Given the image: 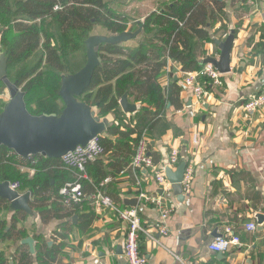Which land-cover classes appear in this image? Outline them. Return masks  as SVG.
Wrapping results in <instances>:
<instances>
[{"label":"crops","instance_id":"crops-1","mask_svg":"<svg viewBox=\"0 0 264 264\" xmlns=\"http://www.w3.org/2000/svg\"><path fill=\"white\" fill-rule=\"evenodd\" d=\"M106 1L111 8L129 17L128 28L113 34L103 27L95 32L100 26L95 25L90 37H116L114 43L135 47L146 35L142 26L145 16L167 0H151L152 5L146 9L140 7L143 2H135L138 0ZM219 1L222 3L219 7L211 4L214 19L212 24H206L208 38L194 37L190 51L198 67L203 66L205 57L219 56L216 41H223L234 33L230 71L223 73L222 85L213 86L210 97L201 103L194 100L188 88L181 86V108L176 110L167 103L158 119L138 134L145 135L148 153L155 161V169L163 172L165 184L159 185L148 169L116 172L108 168L111 176L105 184L114 191L113 200L121 207H136L147 231L148 235L140 243L147 264H264V109L249 116L242 108L244 99L258 93L264 84V0ZM97 45L96 42L95 49ZM94 58H98L97 51ZM89 63L87 46L70 54L65 62L67 70L61 76L62 109L55 115H62L67 93L84 110L86 121L79 127L87 135H101L118 116L129 122L134 113H124L119 108L116 113L101 115L97 107L85 106L75 98V91L85 82V77H76ZM167 64L161 82L164 85L169 80L181 83L184 71L171 60ZM194 134L198 136L197 143L192 141ZM49 148L55 152L63 149L60 140ZM173 148L178 150L180 162L190 163L192 169L190 192L183 195L173 193L166 175L168 170L171 175L179 174V164L172 167L168 162ZM141 192L160 196L173 207L165 221L166 235L159 233L162 224L159 211L139 200ZM26 194H29L28 201L33 194L29 189ZM21 206H27V202ZM90 210L96 216L86 229L74 226L77 214L43 223L35 210L29 211L28 217L33 218L36 228L30 232L34 247L40 234L48 246L54 242L59 245L57 258L49 264H125L124 225L113 212L98 210L85 199L78 211ZM73 217L76 218L73 220ZM249 221L256 224L254 231L245 230ZM52 233L58 234L53 236L55 241ZM231 233L239 235L241 246H232L225 253L208 250L207 244L216 234ZM6 242L9 243L4 250L11 260L17 244Z\"/></svg>","mask_w":264,"mask_h":264},{"label":"trees","instance_id":"trees-1","mask_svg":"<svg viewBox=\"0 0 264 264\" xmlns=\"http://www.w3.org/2000/svg\"><path fill=\"white\" fill-rule=\"evenodd\" d=\"M211 4L222 5L219 0L164 1L143 19L146 35L137 46L99 43L100 62L76 98L106 115L119 110L120 97L126 93L138 105V110L129 122L118 116V120L106 128L105 134L99 135L103 151L88 163L86 179H77L74 172L62 165L60 157L37 153L23 157L1 145L0 182L18 181L20 188L29 189L33 195L28 200V208L35 210L43 223L77 214L74 226L86 229L96 215L91 210L79 212L80 204L98 188L105 189L112 199L115 195L109 185L103 183L111 176L108 168L116 172L129 169L138 134L158 119L167 103L176 110L181 108V83L169 80L164 85L160 78L168 67V60L184 72L201 69L190 46L194 37L208 38L206 24H212L214 19ZM0 18L6 74L21 88L25 107L32 115L55 114L62 109L59 89L61 76L67 70L62 52L71 54L82 50L95 25L118 34L126 31L129 21L127 15L111 8L106 0H0ZM52 23L60 32L62 50L51 34ZM17 63L25 66L13 79L8 76L10 66ZM0 85L5 88L2 80ZM37 93L39 96L34 98ZM4 105L0 103V112ZM20 167H24L23 170ZM75 179L81 183L84 199L66 205L60 188ZM1 212L9 215L8 220L0 217V244L6 241L17 244L11 257L12 264H33L34 261L49 264L57 258L59 245L54 242L48 246L41 234L36 236L34 253L27 244L21 243L27 236L21 225L29 215L28 210H10L9 201L0 197ZM55 234L58 235L51 234L52 239ZM0 264H10L4 249L0 250Z\"/></svg>","mask_w":264,"mask_h":264},{"label":"built area","instance_id":"built-area-1","mask_svg":"<svg viewBox=\"0 0 264 264\" xmlns=\"http://www.w3.org/2000/svg\"><path fill=\"white\" fill-rule=\"evenodd\" d=\"M203 1V0H198ZM222 75L212 64L205 63L200 70L184 72L181 85L188 88L194 100L198 103L204 102L211 95L213 86L219 87L222 85ZM243 111L249 115H255L258 110L264 109V84L258 93L244 99L242 104ZM193 143H197V134L193 135ZM148 141L142 133L137 136V141L134 146L133 155L130 161L129 168L135 172L137 169H148L151 171L155 181L159 185L165 184V176L161 170L155 169L153 160L147 150ZM102 147L99 144V135L89 139L85 144L76 145L73 149L66 151L61 157L62 165L75 173L77 179L87 178V165L90 161L102 154ZM169 164L175 167L180 163L178 150L173 148L169 155ZM191 167L190 163H186L183 179L181 181L183 193H189L191 188ZM107 179L103 181L105 183ZM11 190L19 192L20 183L18 181H7ZM102 185V183H101ZM64 198L66 205L70 203H80L84 199V194L81 191V183L79 180L68 182L60 188L59 192ZM139 200H143L153 205L160 215L162 224L159 226V233L166 235L168 228L165 221L169 218L173 211V207L162 201L160 196L148 193H139ZM88 200L92 206L98 210L107 209L113 212L117 219L124 225L125 237L122 245L123 259L125 264H147L145 255L141 252L140 243L142 237L147 234V231L142 225L138 209L136 207H121L110 195L102 188H98L93 194L88 196ZM256 224L249 221L245 224L246 231H254ZM148 235V234H147ZM241 239L236 234L216 235L208 244V250L214 253H225L232 246H241Z\"/></svg>","mask_w":264,"mask_h":264},{"label":"water","instance_id":"water-1","mask_svg":"<svg viewBox=\"0 0 264 264\" xmlns=\"http://www.w3.org/2000/svg\"><path fill=\"white\" fill-rule=\"evenodd\" d=\"M95 38L88 37V39L85 41L90 63L76 77V79L85 77V82L75 91V98L76 95H78L84 86L89 82L91 72L95 65L100 62L99 56L97 59L94 58V53L97 51L99 43L102 41L113 42L116 40L115 38H100V40ZM233 41V32H231L223 41H216V44L220 50L219 56L217 58L213 56H207L202 60V62L212 64L222 74L229 72ZM96 42L98 45L95 49L94 44ZM6 72L7 63L5 54L0 53V80H2L4 83L10 98V102L6 103L3 107V110L0 112V146L5 145L23 157L36 153L43 156L61 157L66 151L73 149L76 145H83L89 139L98 135L97 133L87 135L84 133V130L79 127L81 122L86 121L84 110L80 109L73 103L65 89V107L63 108L64 110L62 115H32L29 113L24 104L21 88L16 84V82H12L8 79ZM60 89L59 96H61ZM80 103L88 106L81 101ZM119 104L124 113L132 114L137 111V104L131 102L128 99L126 93L120 97ZM56 140H60L61 142L63 149L60 152L52 151L49 148ZM178 166L179 174L176 176L171 175L168 170L166 175L169 181L172 183L173 193L175 195H183L181 181L183 179L186 163L180 162ZM28 195L29 194L20 195L17 192L11 190L7 181L0 182V197L5 198L12 203H21L17 208L30 211L27 201ZM26 202L27 206H21ZM17 208L15 207V209ZM75 218L76 217H73V220ZM21 243L27 244L29 246L30 252L34 253L35 247L32 236L25 237L21 240Z\"/></svg>","mask_w":264,"mask_h":264},{"label":"rangeland","instance_id":"rangeland-1","mask_svg":"<svg viewBox=\"0 0 264 264\" xmlns=\"http://www.w3.org/2000/svg\"><path fill=\"white\" fill-rule=\"evenodd\" d=\"M136 3H140V2H143L141 5L143 6H140L142 9H146L147 7H150L152 4H151V0H138V1H135ZM143 11V10H142ZM140 12V11H139ZM2 19L0 18V28L2 27ZM102 29L101 26H97L96 29H95V32H98L99 30ZM51 34L53 36V38L55 39V43L57 45V47L62 50V45H61V42H60V32L57 28V26L52 23V27H51ZM97 34V33H95ZM90 35H92V31L90 32ZM90 37V36H89ZM116 38V37H114ZM97 40H100V38H95ZM80 52V50H79ZM0 53H2V50H1V35H0ZM74 53V52H73ZM62 55H63V60L64 62L67 61V59L70 58V54H63L62 52ZM72 59H76V58H72ZM25 65L23 63H17L15 65H11L10 66V75H8L9 77L11 76L13 79L15 76H17V74L19 73V71L24 67ZM0 103H9L10 102V98L8 97V92L6 91V88L2 87L0 85ZM40 93H37L36 96H34V98L38 97ZM60 101H59V105H60ZM62 105V104H61ZM2 108V107H1ZM0 108V110H1ZM3 110V109H2ZM24 167H20V170H23ZM33 170L30 171V174H32ZM23 186V185H22ZM26 190L27 188H20L19 192L22 194V192H25L26 194ZM21 203H12V202H9V209H15V207L17 208L18 206H20ZM10 213V212H9ZM8 212H1L0 213V217H4L6 220H8ZM33 218L31 216L28 217L27 221H25L21 226L24 227V229L26 230V233H27V236H31L30 232H34L35 231V224L32 222ZM34 229V230H33ZM9 242H4V243H1L0 244V249H4L6 246H8ZM11 243V241H10ZM12 245V244H11ZM11 261V260H10Z\"/></svg>","mask_w":264,"mask_h":264}]
</instances>
